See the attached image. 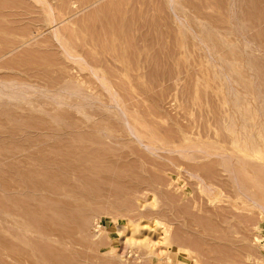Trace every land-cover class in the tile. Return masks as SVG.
<instances>
[{
    "label": "rangeland",
    "instance_id": "obj_1",
    "mask_svg": "<svg viewBox=\"0 0 264 264\" xmlns=\"http://www.w3.org/2000/svg\"><path fill=\"white\" fill-rule=\"evenodd\" d=\"M0 264H264V0L0 20Z\"/></svg>",
    "mask_w": 264,
    "mask_h": 264
},
{
    "label": "crops",
    "instance_id": "obj_2",
    "mask_svg": "<svg viewBox=\"0 0 264 264\" xmlns=\"http://www.w3.org/2000/svg\"><path fill=\"white\" fill-rule=\"evenodd\" d=\"M25 0H0V20H8L9 15L18 14L24 7Z\"/></svg>",
    "mask_w": 264,
    "mask_h": 264
}]
</instances>
